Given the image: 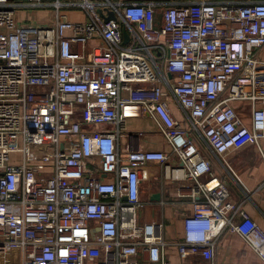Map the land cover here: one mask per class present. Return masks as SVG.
Instances as JSON below:
<instances>
[{
  "label": "built area",
  "instance_id": "1",
  "mask_svg": "<svg viewBox=\"0 0 264 264\" xmlns=\"http://www.w3.org/2000/svg\"><path fill=\"white\" fill-rule=\"evenodd\" d=\"M20 1L0 0V253L17 251L20 264H168L162 224L140 222L139 172L156 163L165 179L188 183L179 196L192 213L174 244L181 260L213 264L216 241L229 233L264 264L263 232L190 135L218 160L264 138V62L254 57L264 46V2L200 0L167 7L158 21L148 2ZM45 4L50 25L17 22L24 5ZM69 6L87 21L59 14ZM235 103L250 106L251 129ZM142 116L170 154L118 153L125 121Z\"/></svg>",
  "mask_w": 264,
  "mask_h": 264
},
{
  "label": "crops",
  "instance_id": "2",
  "mask_svg": "<svg viewBox=\"0 0 264 264\" xmlns=\"http://www.w3.org/2000/svg\"><path fill=\"white\" fill-rule=\"evenodd\" d=\"M73 2L74 0H69ZM101 2L102 0H92ZM125 2H148L154 5L156 19L159 21L161 11L175 5L190 4L200 0H124ZM215 1V0H210ZM264 2V0H253ZM22 4H26L23 0ZM98 12V11H97ZM70 22H85L87 14L80 7L69 6L60 10ZM17 22L34 25L38 22L39 27L50 25L54 20V11L49 4L41 7L30 8L24 5L16 13ZM42 22V23H41ZM36 26V25H35ZM97 45V41L91 42ZM254 57L264 62V46L254 52ZM170 78L169 76H167ZM148 85L137 87L147 88ZM162 88L169 93L168 86L162 82ZM169 106L174 118L189 131V124L184 112L179 108L175 100L170 98ZM234 109L243 124L251 129L250 106L248 104H234ZM117 133L111 126L95 127ZM196 147L202 156L210 159L213 173L227 186L233 202L242 204L249 217L257 224L264 234V138L258 141V146L247 143L237 150L228 154L224 160H218L207 149L199 134L190 132ZM118 153L122 156L132 150L157 151L166 154L171 153V148L165 143L163 136L158 130L156 122L148 116L129 118L125 121L123 130L116 138ZM170 161L175 159L170 156ZM140 198L144 202L140 212L141 223L162 224V235L166 243L165 258L168 264H208L199 256L181 260L174 246L175 242L183 236V218L192 213V205L187 198L180 197L179 193L185 194L187 184L184 182H172L164 178L160 164H148L139 172ZM158 194L159 199H151ZM144 214V215H143ZM140 263L145 264L144 258ZM0 264H20V256L17 251L0 253ZM213 264H262L258 256L245 246L237 235L224 233L216 241Z\"/></svg>",
  "mask_w": 264,
  "mask_h": 264
},
{
  "label": "water",
  "instance_id": "3",
  "mask_svg": "<svg viewBox=\"0 0 264 264\" xmlns=\"http://www.w3.org/2000/svg\"><path fill=\"white\" fill-rule=\"evenodd\" d=\"M98 14L104 18L105 21H108V20H115V16L113 13H109L107 17H104L101 13L100 10H98ZM122 36H123V43L126 44L128 42V35L126 33V31L123 29L122 30ZM170 77V76H169ZM151 199H156L158 200L159 199V196L158 194H154L153 196H151Z\"/></svg>",
  "mask_w": 264,
  "mask_h": 264
},
{
  "label": "rangeland",
  "instance_id": "4",
  "mask_svg": "<svg viewBox=\"0 0 264 264\" xmlns=\"http://www.w3.org/2000/svg\"><path fill=\"white\" fill-rule=\"evenodd\" d=\"M42 23V22H41ZM34 25H39V23L38 22H35V24ZM40 26V25H39ZM2 31V28H0V32ZM41 91L42 92H44L45 91V89H41ZM11 145H12V148H14V149H16V146H18V141L16 140V138H14V139H12V141H11ZM11 162L12 163H17V155H15V154H13V155H11ZM144 208H146V207H144ZM146 213V210L145 209H143V213ZM144 215V214H143Z\"/></svg>",
  "mask_w": 264,
  "mask_h": 264
}]
</instances>
